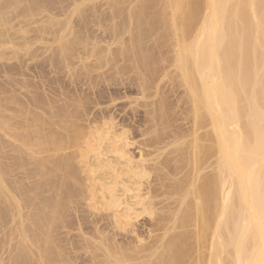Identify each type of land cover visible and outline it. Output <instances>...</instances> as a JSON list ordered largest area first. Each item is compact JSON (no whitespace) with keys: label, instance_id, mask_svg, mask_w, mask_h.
Wrapping results in <instances>:
<instances>
[{"label":"bare ground","instance_id":"6f19581e","mask_svg":"<svg viewBox=\"0 0 264 264\" xmlns=\"http://www.w3.org/2000/svg\"><path fill=\"white\" fill-rule=\"evenodd\" d=\"M0 64V264H264V0H0Z\"/></svg>","mask_w":264,"mask_h":264},{"label":"rangeland","instance_id":"374dc122","mask_svg":"<svg viewBox=\"0 0 264 264\" xmlns=\"http://www.w3.org/2000/svg\"><path fill=\"white\" fill-rule=\"evenodd\" d=\"M13 64V63H12ZM14 65H15V63H14ZM0 66H1V64H0ZM17 67H19V66H17ZM45 67V66H44ZM44 67H42L43 69H44ZM15 68H16V66H15ZM20 68V67H19ZM19 68H16V69H19ZM46 69H44V71H45ZM47 71V70H46ZM29 74H32V73H30V72H28ZM60 78H62V77H60ZM169 85V84H168ZM168 85H166V86H168ZM168 90V91H167ZM170 90V91H169ZM86 93L85 94H87L88 95V99H89V102L90 103H88L87 104V106L86 107H88V109L87 110H90L91 111V113H92V115L93 116H95V117H97L98 116V114L99 115H101V113L103 114V115H105V113L107 114L106 115V117H108V115H109V117H112L114 120L116 119H118L117 121H116V123H118V125L119 126H121V127H125L126 128V130L127 131H130L129 132V138H130V140L133 142L134 140V145L135 146H137V147H135V146H132L131 148H133V149H131L130 148V151L133 153V152H135V153H133L136 157L138 156V153L140 152V146H139V144H140V142L142 141V138H141V136L139 137L138 136V134H140L141 135V132L140 131H142L143 130V124L141 125V123H142V119H144L143 118V114H142V111H140V110H142V109H140L139 108V110L137 109L136 110V112H132V106L133 107H135L132 103L133 102H131L132 101V99L134 100V98H136V90H135V88L134 87H131V86H129V85H123V87L121 86V85H112V86H109V87H100V88H98L96 91H95V93H96V95L98 96V95H102V96H100V103H101V105H100V103L98 104V107H97V105L96 104H93V103H91V100H93V98H96L97 96L96 95H93L92 94V92H90V91H88V90H86L85 91ZM101 92V93H100ZM166 92V94L167 95H169L170 96V99H172V100H174V96H176L177 97V93L176 92H178L177 90H176V88H174L173 90H172V87H171V85H169V87H165V89H164V93ZM169 92V93H168ZM170 92H173V94L172 93H170ZM90 93V94H89ZM94 93V92H93ZM98 93V94H97ZM85 94H84V96H85ZM176 94V95H175ZM128 95V96H127ZM103 96H105V97H103ZM87 97V96H86ZM110 97V98H109ZM112 97V98H111ZM119 97H120V100H119ZM124 97V98H123ZM131 97H132V99H131ZM126 98V99H125ZM127 98H129V99H127ZM114 99H117L116 101L114 100ZM109 100H111V103L109 104ZM112 100H114V102L112 103ZM130 102H131V104H130ZM96 105V106H95ZM111 105V106H110ZM130 107V109H129V107ZM123 110V111H122ZM89 111V112H90ZM100 111V112H99ZM138 111H139V113H138ZM123 112V113H122ZM132 112V113H131ZM126 113V114H125ZM97 115V116H96ZM112 115V116H111ZM93 116H92V118H93ZM113 116H115V117H113ZM125 116V117H124ZM133 116V117H132ZM142 117V118H141ZM121 121V122H120ZM120 122V123H119ZM182 123H184V122H180V123H178L179 124V126L180 125H182ZM123 124V125H122ZM120 127V128H121ZM139 127H140V130H139ZM182 127V129H183V126H181ZM185 128V127H184ZM142 129V130H141ZM141 138V139H139V138ZM135 138V139H134ZM133 139V140H132ZM137 140V141H136ZM136 143H137V145H136ZM139 147V149H137ZM139 151V152H138ZM82 213V214H81ZM88 215H89V213H88ZM79 216H81V219L83 220V218H85L84 220H85V222L87 223V212H85V211H83V212H80V215ZM82 216H85V217H82ZM89 217V216H88ZM74 218V219H73ZM75 216H72V219H71V221H73V222H75V223H77V221L75 220ZM83 220V221H84ZM72 222V223H73ZM107 221H104V223H103V220H102V225H104V227H105V225L107 224L106 223ZM141 225H140V227H142L141 228V231H146V229H147V225H148V223H146L145 224V222H143V221H141V223H140ZM143 224V225H142ZM88 225V224H87ZM86 225V226H87ZM144 225H146L145 227H144ZM89 226H91L90 224L88 225V227ZM144 228H146V229H144ZM74 234V233H73ZM76 234V233H75ZM74 234V235H75Z\"/></svg>","mask_w":264,"mask_h":264}]
</instances>
